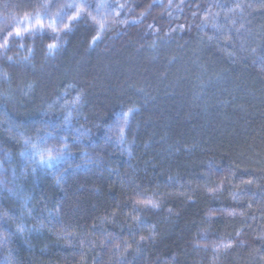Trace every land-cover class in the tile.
I'll use <instances>...</instances> for the list:
<instances>
[{"label": "clouds", "instance_id": "1", "mask_svg": "<svg viewBox=\"0 0 264 264\" xmlns=\"http://www.w3.org/2000/svg\"><path fill=\"white\" fill-rule=\"evenodd\" d=\"M0 264H264V0H0Z\"/></svg>", "mask_w": 264, "mask_h": 264}]
</instances>
